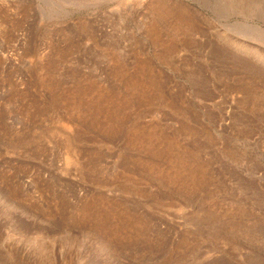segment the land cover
Returning a JSON list of instances; mask_svg holds the SVG:
<instances>
[{
  "label": "rangeland",
  "instance_id": "374dc122",
  "mask_svg": "<svg viewBox=\"0 0 264 264\" xmlns=\"http://www.w3.org/2000/svg\"><path fill=\"white\" fill-rule=\"evenodd\" d=\"M0 264H264V0H0Z\"/></svg>",
  "mask_w": 264,
  "mask_h": 264
}]
</instances>
